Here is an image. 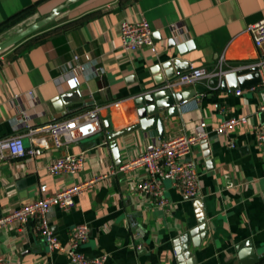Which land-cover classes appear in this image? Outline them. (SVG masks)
<instances>
[{
  "label": "crops",
  "instance_id": "crops-1",
  "mask_svg": "<svg viewBox=\"0 0 264 264\" xmlns=\"http://www.w3.org/2000/svg\"><path fill=\"white\" fill-rule=\"evenodd\" d=\"M50 18L0 52V140L24 134L25 146L32 147L27 126L74 118L94 107L100 108L103 130L57 148L50 136L39 134L48 146L38 157L5 158L0 220L26 203L103 175L70 211L51 210L50 225L62 245L69 244L75 227L86 224L90 239L79 250L91 258L106 256L105 264H243V252L264 248V150L256 134V128L264 131V85L224 92L220 85L207 84L206 92L181 104L179 116L162 113L164 134L135 128L134 101L157 79L168 82L163 66L173 61L182 66L177 77L193 68L214 67L222 57L233 66L260 63L264 81V46L256 47L249 31L264 21V0H0V46ZM142 20L151 25L156 53L123 48L121 24ZM180 45H185L183 54ZM75 56L85 71L82 84L70 91L66 78ZM200 83L174 92H189ZM229 119L242 122L225 134L215 132ZM202 123L209 138L196 144L190 157L199 173V198L189 199L165 181L168 202L160 206L137 190L147 178L143 169L113 173L143 155L147 145L194 134ZM118 132L123 135L114 137ZM114 141L120 166L112 152ZM81 152L87 159L77 175L49 174L52 161ZM202 218L209 235L200 248L190 245L193 259L179 262L174 241L198 228ZM35 226L30 221L2 227L0 258L9 264H70L65 252L48 250Z\"/></svg>",
  "mask_w": 264,
  "mask_h": 264
},
{
  "label": "built area",
  "instance_id": "built-area-1",
  "mask_svg": "<svg viewBox=\"0 0 264 264\" xmlns=\"http://www.w3.org/2000/svg\"><path fill=\"white\" fill-rule=\"evenodd\" d=\"M256 47L264 46V21L252 25L249 28ZM121 39L123 48L126 51H135L148 48L156 53V43L153 38V31L147 20L136 23L123 22L121 24ZM75 62L67 75V89L73 91L82 84V75L85 67L78 61L79 57H74ZM86 59H88L86 57ZM258 66L257 64H244L233 66L228 64L225 57L214 67H197L191 69L188 73L180 74L178 77L168 83L166 88L188 86L208 79H218L219 82L225 78L227 73L237 70ZM264 85V81L262 83ZM242 94L241 92H238ZM184 101L182 104H186ZM264 112V106L261 108ZM242 121L238 119H229L222 123L216 130L218 134H225L229 129L239 125ZM206 123L196 127L194 134L181 135L170 140H164L158 144H149L146 146L143 155L134 158L132 162L113 169L115 172H134L137 169H143L147 173V178L137 184V190L148 195L156 204L160 206L167 205V199L164 197L163 182L169 181L177 190H180L187 198L196 199L200 197L199 173L196 170V164L191 159L193 147L196 144L205 142L209 138L206 131ZM26 136L30 137L32 147L26 150L24 134L4 138L0 140V167L5 158L19 159L26 156L38 157L47 142L39 134L50 136L55 148L65 144H76L84 139L94 137L103 130V120L100 116V108L94 107L86 113L74 118H56L50 123L31 128L27 126ZM258 146L264 150V131L256 128ZM48 146V145H47ZM86 154L81 152L76 155L66 154L52 161L47 170L49 174L57 177L58 175H77L82 171L86 164ZM103 175H98L92 181L77 184V186L58 191V194L42 197L37 201L26 203L21 208L13 211L0 220V229L11 225L26 224L30 221L36 223L35 231L45 240L48 250L52 252H65L68 255L70 264H105L106 256L91 258L79 250V247L90 239L91 231L89 226L81 224L72 231V236L67 246L62 245L50 225V212L52 209H60L63 212L70 211L75 205L79 195L87 189L92 188L98 181L103 179ZM0 179V189H1ZM46 188L42 187L41 192ZM0 264H9L8 260L0 258Z\"/></svg>",
  "mask_w": 264,
  "mask_h": 264
},
{
  "label": "water",
  "instance_id": "water-1",
  "mask_svg": "<svg viewBox=\"0 0 264 264\" xmlns=\"http://www.w3.org/2000/svg\"><path fill=\"white\" fill-rule=\"evenodd\" d=\"M53 18L49 20H44L32 26L28 29H23L17 33L12 40L8 41L4 45L0 46V52L16 45L22 39L32 35L38 29L47 25L52 21ZM175 42V41H174ZM173 42V43H174ZM192 46V44L186 45V47ZM185 45H180L178 47L180 54L184 53ZM181 64L179 61H173L167 63L163 66L165 70V76H167L168 82L175 80L177 78L176 72L181 71ZM159 70V68H157ZM165 78L156 80L155 87H143L138 93L134 96L136 114L139 117V124L135 128H141L144 132L151 131L152 129H157L160 134H164L165 126L164 120L162 118V113H167L169 117L179 116V108L181 104L195 97L197 94L206 92L207 84L210 87L221 86V90L226 92L228 87L232 90H247L248 88L261 85L263 83L260 67L254 66L246 68L245 70H237L235 72L227 73L222 82H219L218 79H208L201 81L202 83L197 84L194 90L189 92H174L173 88H166L168 84ZM123 135V133L118 132L114 134V137ZM112 152L117 160V165H122L121 154H119L116 141L112 142ZM30 147H26V150H29ZM208 224L204 218L200 219L198 228L193 229V231L183 235L182 237L174 241L175 251L177 259L179 262H184V259L190 260L193 259V253L190 251V245L200 248L203 240L209 235ZM200 235V237H198ZM241 256L243 264H264V248L252 249L246 252H243Z\"/></svg>",
  "mask_w": 264,
  "mask_h": 264
}]
</instances>
